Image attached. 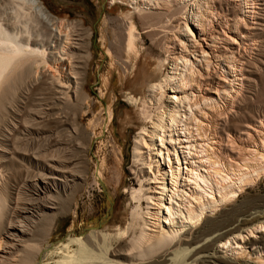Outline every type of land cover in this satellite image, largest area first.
<instances>
[{
  "label": "bare ground",
  "instance_id": "obj_1",
  "mask_svg": "<svg viewBox=\"0 0 264 264\" xmlns=\"http://www.w3.org/2000/svg\"><path fill=\"white\" fill-rule=\"evenodd\" d=\"M114 2L132 9L130 13H135L159 51L153 57V76L144 80L141 94L124 92L125 100L137 109L141 122L130 168L138 186L126 189V202L118 220H102L96 230L82 238L74 264H241L237 260L248 254L251 247L256 249V259L251 264H264V204L249 200L206 218L235 201L264 175V120L245 121L242 131L239 114L241 97L258 82V69H247L257 56L248 55L247 49L252 45L251 49L259 52L255 38L258 31L264 32V2L260 6L256 0L110 1ZM6 4L12 25L18 28L9 31L0 22V264H29L37 250L35 244L28 243L30 235L41 232L40 227L47 225L48 211L60 204L50 194L47 179L62 178L63 191L67 193L78 180L84 179V174L74 169L76 159L70 157L69 137L59 143L46 137L47 146L41 153L37 148L25 147L22 141L26 138L19 133L26 115L21 119L25 114L21 115V108L11 109L8 104L18 100L21 92L17 91L25 78L48 58L55 61L56 68L67 60L68 73L64 77L73 81L75 88L80 76L74 70L76 65L71 64L78 56H73L71 50L77 43L72 45L69 34L61 32L62 19L47 13L39 0H7ZM125 16L115 27L116 32L111 31L115 32L114 55L122 69L139 53V32L131 14ZM74 24L81 27L79 22ZM32 35L38 39L31 40ZM76 38L80 40L78 35ZM50 45L55 51H47ZM106 113L110 121L111 111ZM234 119L237 120L231 125ZM57 144L61 154L53 158L50 151L57 147L46 149ZM30 150L38 162L47 160L41 164L47 173L42 171L40 176V171H36L40 177L35 183H27L25 176L23 186L19 182L9 183L10 175L3 174L1 163L8 155L27 159ZM48 156L55 160H48ZM103 176L97 165L92 183L102 190L106 186ZM106 196L111 210L112 196ZM260 232L263 234L255 239Z\"/></svg>",
  "mask_w": 264,
  "mask_h": 264
},
{
  "label": "rangeland",
  "instance_id": "obj_2",
  "mask_svg": "<svg viewBox=\"0 0 264 264\" xmlns=\"http://www.w3.org/2000/svg\"><path fill=\"white\" fill-rule=\"evenodd\" d=\"M39 1L47 13L57 19H62V26L59 25V23H57L56 26L59 25L62 33L69 34V37H71V41H69L73 42L72 45L77 43L75 45L76 47H74V49L72 47L71 50L74 51L73 56H78L75 57V59L77 58L76 61H72L71 64L76 65L74 70L79 72L78 74L81 79L78 78V81L80 83L78 84V87L75 88V83L73 81H68V78H66L68 73L67 69L69 67L67 60L63 61L62 66H57L56 68L55 61L48 58L44 64H40L41 66L38 65V67L34 68L33 72L25 78L24 82L19 87L20 89L17 91V93L20 94L21 92L22 94L23 92V94H20L17 97L18 100H16V102L11 103L13 108L10 104H8V107L11 109H16L18 107V109L21 108V115L25 113L22 115L23 117L21 116V119L26 115L21 126L24 127V124H27V128H20V131L22 132L19 133V136L22 135L23 137H20L26 138L23 139L24 141L22 142L26 143L25 147L28 149L32 148L33 150H36L37 148L38 152H43L47 146V138H52L53 142L58 140V143L62 139L66 140L68 137L70 139H67V141H70V157L73 155L72 157L75 156L76 159L74 169L80 174H84V179L78 180L67 193L63 191L64 181L62 178H59V180H53L52 178L47 179L49 181L50 194L54 196L56 200L59 199L60 204L57 209H50L48 211L47 225L40 227V233L36 232V235H30V241H28V243L35 244L34 246L36 247L34 248L37 249L35 250L33 248L32 251L35 250L34 257L30 260L31 262L29 264H74L82 238L91 231L97 229V227H93L95 223H99L100 225L108 218L110 220H118L122 207L126 202V195L124 194L126 193V189L130 186L135 188L138 186L134 176L130 172V168L132 163H134V161H132L133 143L135 139H138L137 132L140 131L141 122L137 109L129 105L125 100L124 92H130L134 96L141 94L144 87V80L146 78H152L153 76V69L155 66L153 57L158 54L159 49L152 43L151 38L146 35L147 29L143 28L144 25L140 24L135 13H130L132 9L125 4H122V6L119 2H114L112 4L110 3L111 0ZM6 2L7 0H0V22L3 26L7 27L9 31H14L18 27L15 24L12 25L14 22L12 21L11 11ZM256 2L260 3V6H262L264 1L256 0ZM2 3L3 7L1 6ZM119 5L121 7H119ZM127 13L129 15L131 14L136 32H139L137 34L138 39L136 40V47L139 50V53L134 61L131 60V62L125 64V72H122L124 69L120 67L116 61L117 58L114 55L112 35L115 34L120 19L122 17H124L122 19H125V15L128 16ZM261 16H264V14ZM104 18L107 20L105 21ZM111 18H113L112 21ZM6 20L9 21L7 22ZM65 22L73 26L70 27L68 25V27ZM76 22H79L82 28L78 26L75 27L74 23ZM10 26L11 28H9ZM65 26L67 27V30L65 29ZM36 28L38 31V27ZM40 28L43 27L40 26ZM69 28H74V30H70ZM76 30L77 34L75 33ZM111 31L115 32L113 33ZM75 35H78L80 40H78ZM256 35L257 37L255 39L258 40L260 44L256 46L259 48V52H257L256 49L252 50V45H249L250 50L248 48L247 52H249L248 55L250 56H255V58L257 56V60H252V63L247 66V69H258L259 72L257 71V73L259 74L256 76L257 81L260 82L259 84L257 82L256 86L246 89L243 97H241V110L239 114L241 115L240 126L242 128L240 130L242 131L245 128L244 125L246 123H251L252 118H263L264 120V32H261L260 30ZM32 37H35L34 39L37 38V36L32 35L31 40H33ZM62 39H64L63 35ZM61 41V45H63V40ZM52 44H55V42ZM45 46H47V44H45L44 47ZM52 47L53 46L50 45V48L47 49V51H55ZM144 51H146V53ZM123 73L125 75H123ZM25 105H29V107L31 106V109L27 106L25 107ZM37 105L39 109L36 108ZM36 109L38 111H36ZM32 110L34 112L36 111L37 114L32 112ZM109 110L112 114L110 121L107 119L108 113H106ZM38 114L39 116H37ZM29 116H31V120ZM236 120L237 119L230 121V124L232 125V122ZM9 121L11 122L14 120L9 118ZM57 129L58 131H56ZM228 131L233 133V129H229ZM58 145L59 144L51 146L50 149H46V151H50L52 148V150H54V148L57 147L55 151H50L51 153H54L53 158H56V156L59 158L58 155L61 154V151L58 150ZM5 147L6 149H10V146ZM29 152L27 159H20L8 155V158L1 163V170L4 172L3 174L10 175L9 183L13 184L19 182L20 185H22L24 176L27 178H25L27 183H35L37 182L38 177L47 173L45 169L43 170L41 167V164H46L47 160L41 159L38 162L34 155H32V151L30 150ZM56 152L57 155H55ZM49 157L50 156L47 157L48 160H55ZM97 165L100 166V169L104 173L103 182L106 181L104 182V185H106L103 188L104 190H102V187H100V189L97 188L92 183V175ZM17 169L18 173L14 172ZM26 170L28 173H25ZM36 171H40V176ZM53 172L60 174L57 170ZM11 173H14V177L11 176ZM21 173L23 175H21ZM30 177H33L32 180ZM52 181H55V184H53ZM69 183L70 182H67L68 186ZM109 193L113 199L111 210L108 209V199L106 196V194ZM249 200L251 203H256L257 205L264 204V175L260 177L255 185L247 188L242 194H240L235 201L226 203L220 210L210 216H206V218L215 217L221 210L224 211L226 209H231L234 205H244L243 203H248ZM260 233H256L257 238H254L258 239V236L263 234V232ZM2 241L4 242V240ZM3 246L4 244L2 247ZM251 249L252 247L248 251V254H245L237 261L241 264L246 262L250 264L253 263L256 259V257H254L256 256V249ZM95 251L97 252L96 249Z\"/></svg>",
  "mask_w": 264,
  "mask_h": 264
},
{
  "label": "water",
  "instance_id": "obj_3",
  "mask_svg": "<svg viewBox=\"0 0 264 264\" xmlns=\"http://www.w3.org/2000/svg\"><path fill=\"white\" fill-rule=\"evenodd\" d=\"M97 226H99V223H95V224L93 225V227H97Z\"/></svg>",
  "mask_w": 264,
  "mask_h": 264
}]
</instances>
